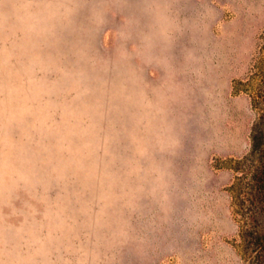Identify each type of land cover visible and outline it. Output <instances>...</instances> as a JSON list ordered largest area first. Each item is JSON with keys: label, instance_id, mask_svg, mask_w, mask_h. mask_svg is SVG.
Here are the masks:
<instances>
[{"label": "rangeland", "instance_id": "1", "mask_svg": "<svg viewBox=\"0 0 264 264\" xmlns=\"http://www.w3.org/2000/svg\"><path fill=\"white\" fill-rule=\"evenodd\" d=\"M263 75L264 0H0V264H249Z\"/></svg>", "mask_w": 264, "mask_h": 264}, {"label": "trees", "instance_id": "2", "mask_svg": "<svg viewBox=\"0 0 264 264\" xmlns=\"http://www.w3.org/2000/svg\"><path fill=\"white\" fill-rule=\"evenodd\" d=\"M259 84L260 97H264V75ZM261 111L252 129L249 155L237 169L234 187L238 202L235 213L242 223L239 237L249 264H264V101Z\"/></svg>", "mask_w": 264, "mask_h": 264}]
</instances>
